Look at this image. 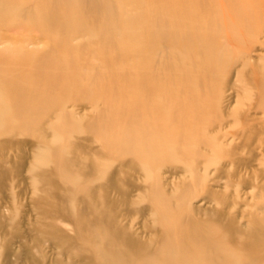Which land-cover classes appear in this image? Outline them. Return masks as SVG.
<instances>
[{"label": "bare ground", "instance_id": "bare-ground-1", "mask_svg": "<svg viewBox=\"0 0 264 264\" xmlns=\"http://www.w3.org/2000/svg\"><path fill=\"white\" fill-rule=\"evenodd\" d=\"M11 40L43 55L0 61V264H264V0H0ZM63 52L106 70L65 98Z\"/></svg>", "mask_w": 264, "mask_h": 264}, {"label": "rangeland", "instance_id": "rangeland-1", "mask_svg": "<svg viewBox=\"0 0 264 264\" xmlns=\"http://www.w3.org/2000/svg\"><path fill=\"white\" fill-rule=\"evenodd\" d=\"M17 31L18 30H15V32H17ZM9 32L13 33L14 30L13 31L10 30ZM13 40H11V43L9 41H8V43H6V44H9V46L7 48H5L3 50H0V61H1V63L2 62H6V64H8V65L9 64L15 65V67L21 68V70L24 71L23 72L24 74L25 73L27 74V72L32 70L33 66L37 65L35 63L36 59L41 57L43 54H42V52H39V51L30 52V51H28L26 49V47H24V45H23V43L21 41H17L16 43H13ZM59 49H63V48H59ZM56 55H57V53H56ZM56 55H55V57H56ZM59 57L60 58H65V59H70V58L81 59V60L77 61L76 63H81L82 64L81 66L83 67L81 70H75L76 74H72L71 75L70 72H67L66 74H64L61 77L62 84L68 83V85L65 86V87H64V85H61V86L58 87V91L62 90L63 94L66 96L65 98L73 96L74 93L75 94L79 93L80 91L83 90V86H86V84L89 83V79H84L83 78V77H86V75H84V72L87 71V69H86L87 67H85V66H90L91 64H96V65L98 64L97 67H101V68H97V69L103 70V71L106 70V67H104V66L102 67V65H101L102 64L101 58H103L104 55L100 54L98 52H88V53L87 52H84V53H82V52L81 53H78V52H76V53L63 52L62 54L59 55ZM84 58H90V60L82 61ZM95 58H97V59H95ZM68 62L74 63V62H71V60L68 61ZM54 64H56V63H54ZM125 64H126V62L122 61L120 63H116L114 66H112V68H118L119 66H126ZM42 65H44V66L48 65L49 66V65H53V63H44ZM128 65H131V62ZM91 67L92 66H90V68ZM10 69H12V68H10ZM5 70H7V69L4 66L3 67L0 66V72L1 71L5 72ZM94 70H96V68ZM14 71H15V73H20V70H14ZM77 77H79L80 80L77 81L76 80ZM34 82L37 83V84H38V82H40L39 86H43L44 85V81L42 79H40L38 81H34ZM65 101H67L68 104L72 103V99L65 100ZM60 120H61V115L55 116V117H53L51 124L58 123V122H60ZM50 125H48V126H50ZM51 130L54 131V129H52V128H51ZM53 138H54L53 134L49 135V137H48L49 141L51 139H53ZM27 147H28V150L30 151V148H29L28 145H27ZM45 148H42V149H45ZM35 160L37 161L38 158H36ZM18 189H20V191L18 190V192H19L18 198H19L21 213H23V214L25 213L26 214V218H27L28 217L27 211L29 210L30 213L32 212L31 211V206L29 204L30 203V195H31V192L29 191V185L26 182H24L21 186L18 187ZM198 200L199 199L196 198L193 201V203L194 204L197 203ZM23 221L25 222L27 220L24 219ZM24 222L22 223V228L26 229V225H25ZM217 224H221V223L217 222ZM7 227L11 228V225L9 224ZM24 233H25V236L27 238V241L30 244L33 245L34 244V238L32 237V235L29 232H27L26 230L24 231ZM8 236H10V233L7 234V237ZM19 243H21V242L20 241H15V243H14L15 247L19 248V246H18ZM228 245L234 246V242H230V243H228ZM234 248H235V246H234ZM34 250H37V246L34 247ZM46 250L50 254L46 258L47 259V264H52L53 262H51L49 259L51 257H53L52 256L53 255L52 254L53 250L47 244H46ZM248 258H250V257H233V255L230 257V259H239L240 261H245Z\"/></svg>", "mask_w": 264, "mask_h": 264}]
</instances>
